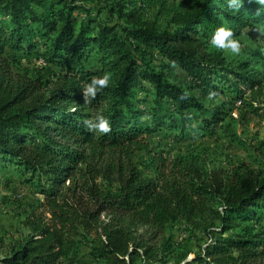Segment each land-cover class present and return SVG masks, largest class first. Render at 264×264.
Instances as JSON below:
<instances>
[{"label": "trees", "instance_id": "obj_1", "mask_svg": "<svg viewBox=\"0 0 264 264\" xmlns=\"http://www.w3.org/2000/svg\"><path fill=\"white\" fill-rule=\"evenodd\" d=\"M101 1L0 0V170L30 174L49 216L28 219L31 236L0 264H168L174 230L198 244L183 264H264V165L202 171L150 144L162 131L177 141L229 134L233 113L264 127V74L253 67L264 55L229 67L210 49L219 27L233 38L264 28V6ZM157 4L167 21L159 10L144 17ZM22 58L46 78L15 72ZM105 72L109 86L86 102L84 85ZM98 115L109 133L84 123Z\"/></svg>", "mask_w": 264, "mask_h": 264}, {"label": "rangeland", "instance_id": "obj_2", "mask_svg": "<svg viewBox=\"0 0 264 264\" xmlns=\"http://www.w3.org/2000/svg\"><path fill=\"white\" fill-rule=\"evenodd\" d=\"M163 1V8L167 10L171 8L189 9L194 2V0ZM94 5L100 6L96 3L89 4L90 7ZM157 10L160 11L159 23L169 19V12L162 10L158 4L144 17L152 20ZM235 39L241 44V52L237 56L228 55L223 50L210 46L211 50L224 59L227 66L235 67L243 61H250L252 59L250 55L255 52L264 55V28L254 27L244 30L241 36ZM253 67L264 74L263 65L256 64ZM13 69L29 77H34L41 71L43 79L50 71L36 69L33 63L25 58H22L20 66H15ZM225 125L230 127L231 133L227 134L221 130L216 136L203 139L196 136L177 141L170 136L169 132L162 131L156 138L150 140V144L156 153L162 154L169 161L187 160L202 171L244 172L245 170L262 169L264 165V127L254 120L247 123L240 121L236 113L226 120ZM148 176L151 175L148 174ZM29 177H31L30 174L24 175L14 165H3L0 170V259L11 249L23 245L31 236L26 224L28 219H34L39 215L44 218L49 217L48 214L42 212L39 203L43 198L34 193ZM76 179L78 180L74 178V182L77 181ZM71 185L72 182L67 181L65 187ZM145 229L140 230V233H143L146 240H149L152 233ZM173 232L176 234L173 239L174 247L171 246L172 252L167 255L166 260L169 261L168 264H183L182 257L188 255L185 261L192 259L193 254L198 250V244L190 241L185 232L182 234H177L176 230ZM165 240L166 236H162L152 239L150 243L160 247Z\"/></svg>", "mask_w": 264, "mask_h": 264}, {"label": "clouds", "instance_id": "obj_3", "mask_svg": "<svg viewBox=\"0 0 264 264\" xmlns=\"http://www.w3.org/2000/svg\"><path fill=\"white\" fill-rule=\"evenodd\" d=\"M243 0H226L227 8L229 10H238L242 7ZM255 2L261 6H264V0H255ZM211 45L215 48L223 50L226 54L231 56H237L241 52L240 42L233 38V31L227 27H219L213 34ZM111 80V75L105 72L99 77H93L90 83H86L83 87V96L85 101L90 103L92 98L96 96V93L106 89ZM216 92H209V98L217 96ZM84 123L89 126V129H95L99 133H109L111 131L110 120L103 116L98 115L95 120L85 119Z\"/></svg>", "mask_w": 264, "mask_h": 264}]
</instances>
